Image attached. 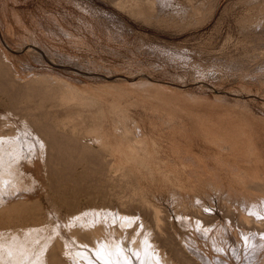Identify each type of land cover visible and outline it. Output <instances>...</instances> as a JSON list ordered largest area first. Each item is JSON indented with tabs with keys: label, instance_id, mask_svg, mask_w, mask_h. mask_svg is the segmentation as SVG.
Returning <instances> with one entry per match:
<instances>
[{
	"label": "rangeland",
	"instance_id": "obj_1",
	"mask_svg": "<svg viewBox=\"0 0 264 264\" xmlns=\"http://www.w3.org/2000/svg\"><path fill=\"white\" fill-rule=\"evenodd\" d=\"M0 66L2 168L38 163L4 264L89 252L84 227L127 264H264V0H0Z\"/></svg>",
	"mask_w": 264,
	"mask_h": 264
},
{
	"label": "bare ground",
	"instance_id": "obj_2",
	"mask_svg": "<svg viewBox=\"0 0 264 264\" xmlns=\"http://www.w3.org/2000/svg\"><path fill=\"white\" fill-rule=\"evenodd\" d=\"M1 67V66H0ZM1 73V72H0ZM5 72H3V74H0V86H1V88H6V86L7 85H9L10 83H11V80L13 79V77L15 76V75H11V74H4ZM28 79V78H27ZM14 81V80H13ZM9 83V84H8ZM15 83H17L16 81H15ZM18 84H20V83H18ZM18 84H15V85H18ZM20 87V86H19ZM7 88H8V86H7ZM5 93V92H4ZM33 94V93H32ZM74 93H70L69 95H73ZM34 95V94H33ZM65 98V97H64ZM82 104V103H81ZM85 104V103H84ZM65 111V110H64ZM64 111H63V113H64ZM71 112L73 113V111L71 110ZM59 113V112H58ZM69 113H70V111H69ZM75 113V112H74ZM82 113V112H81ZM76 115V114H75ZM86 116V115H85ZM75 117V116H74ZM27 120V119H26ZM77 121V120H76ZM82 122H84V121H82ZM89 122V121H88ZM75 123V122H74ZM77 123V122H76ZM78 123H80V122H78ZM71 124V123H70ZM82 124V123H81ZM6 124H1L0 126H2V127H4ZM7 125H9V124H7ZM76 125V124H75ZM53 126V128L55 129V130H57L58 131V128L60 127H58V125H52ZM77 126V125H76ZM75 126V127H76ZM75 127H72V129H71V132H73V133H77L78 131H80L81 129H76ZM85 127V126H84ZM10 128H12V126L10 127ZM70 128V127H69ZM2 130H1V128H0V141H1V139H4V136H3V134L5 133V132H1ZM31 131V130H30ZM57 131H55L56 133H57ZM9 132L10 133H15L16 132V130H9ZM9 133V134H10ZM17 133H18V131H17ZM20 134V133H19ZM25 134V133H24ZM37 134V133H36ZM39 135H43L41 132H39ZM3 136V137H2ZM18 136V135H17ZM20 136V135H19ZM19 136H18V138H19ZM42 137H44V138H47L45 135L44 136H42ZM61 137V136H60ZM69 137V136H68ZM75 139H76V141H78V139L79 138H76L75 137ZM6 140H7V138H6ZM58 140V138L57 139H55L54 141L55 142H58L57 141ZM10 141V140H9ZM36 144H37V147H39V149H41L40 151L42 152V151H44V152H42V153H38L39 155H40V158H41V161H42V163H43V166L45 167V168H49L48 166H50L51 165V162H52V160H50V159H48L49 161H47V159L45 158V156H47L46 154H47V147H46V143H41L39 140H37L36 139ZM52 141V140H51ZM80 142H81V140H79ZM246 141V140H245ZM7 142H8V140H7ZM18 142V141H17ZM29 142H31V141H29ZM29 142H27L26 144H25V146L24 147H27V148H29V149H31V147H32V143H29ZM35 143V142H34ZM59 143H60V141H59ZM59 143H58V145H59ZM18 144H19V142H18ZM16 144L14 143H12L11 144V146L13 147V148H16V146H15ZM238 145V144H237ZM245 145H247V144H245ZM250 145V144H249ZM1 146V145H0ZM4 146H5V144H4ZM9 147V146H8ZM7 146H6V148H8ZM60 147V146H59ZM5 148V149H6ZM23 148V147H22ZM33 148V147H32ZM61 148V147H60ZM251 148V147H250ZM249 148V149H250ZM11 149V148H10ZM247 149H248V147H247ZM9 150V149H8ZM14 150V149H13ZM33 150V149H32ZM31 150V151H32ZM5 151V150H4ZM3 151V148H0V154H1V152L3 153L4 152ZM11 151V150H10ZM15 151H16V149H15ZM21 152V151H20ZM7 153V152H6ZM9 153H11V152H9ZM16 153V152H15ZM19 152H17V154H18ZM48 153H49V151H48ZM4 154V153H3ZM37 154V155H38ZM52 154V153H51ZM61 154H62V152H61ZM7 155V154H6ZM9 155V154H8ZM17 156V155H16ZM7 157V156H6ZM9 158V157H8ZM27 158V160L25 161L26 162V166H30V170H32V171H34V169L37 167V165H38V163H37V161H34L33 160V158H32V160L30 159V158H28V157H26ZM64 158V157H63ZM60 159H62L61 157H60ZM7 160V159H6ZM19 160V159H18ZM11 161V160H10ZM15 161V160H14ZM71 161V160H70ZM22 162V161H21ZM6 162H5V159H2L1 157H0V198H8L9 199V202H4L3 204H1L0 205V217L1 216H4L5 218H8V217H10V215L11 214H13V213H16V212H19V211H21V210H23L24 208H26L27 207V205H28V203H29V198H30V188H28L29 186L26 184V182L27 181H33V176H32V174H27V169L26 168H28V167H26V166H24L23 168L22 167H20V169H18L15 173H16V176L13 178V176H11V177H9V176H7V174L4 172V169L2 168L3 166H4V164H5ZM15 163V162H14ZM13 164V163H12ZM7 165V164H6ZM14 165V164H13ZM9 166V165H8ZM8 166H7V168L6 169H8ZM9 167H11V166H9ZM12 168V167H11ZM18 168V167H17ZM5 169V170H6ZM9 170V169H8ZM7 170V171H8ZM2 171V172H1ZM9 171H11V170H9ZM48 171V170H47ZM29 179V180H28ZM35 180V179H34ZM35 182V181H34ZM33 182V183H34ZM8 184V185H7ZM123 186V185H122ZM39 187V186H38ZM119 193V192H118ZM1 200V199H0ZM146 205V204H145ZM148 209V208H147ZM152 213H154V211L152 212ZM85 214V213H84ZM158 214H159V212H158ZM102 216V215H101ZM160 216V215H159ZM125 217V216H124ZM141 217V216H140ZM13 218V217H12ZM75 218V217H74ZM90 218V217H89ZM87 219V218H86ZM153 219V218H152ZM80 220V219H79ZM155 221H157V220H155ZM2 223H4V222H2ZM79 223V222H78ZM156 224H157V222H155ZM146 224V223H145ZM29 225V224H28ZM37 226V225H36ZM83 227V226H82ZM22 228H24V227H22ZM36 228V227H35ZM80 228V227H79ZM25 229V228H24ZM142 229V228H141ZM144 229H145V227H144ZM35 229H34V227L32 228V229H27V230H25V233H28V235L30 234V235H32L31 233H29V231L30 232H32V231H34ZM80 230H84L87 234L89 233V234H91L92 236V238H88L87 236H85V235H83V234H81V233H78L79 232V229H76V230H74L73 232H72V236H73V239L77 242V244H79V246H81V244L82 245H85V242H87V241H90V240H92V242H94V243H96V244H98V246L96 247V248H92V247H88V250H89V252L90 253H93V254H95V255H103L104 256V262H105V264H115L114 262H116V264H121V262L119 261V256L122 258L121 259V261L124 263V264H127L128 263V256H130V255H128L129 254V252L127 251V248H125V249H121L120 251V253H119V256H118V258L116 257V256H114L115 255V252H111V248L110 249H105V248H103V247H101V246H99V240H100V237H101V230H98V229H95V228H87V227H84V229H80ZM136 230V229H135ZM4 231V230H3ZM27 231V232H26ZM146 231V234H147V230H145ZM144 231V232H145ZM36 232V231H35ZM143 232V231H142ZM32 233H34V232H32ZM134 233H135V231H134ZM34 234H36V233H34ZM33 234V235H34ZM32 235V236H33ZM135 234H133V236H134ZM142 235V234H141ZM31 236V237H32ZM35 236V235H34ZM133 236L132 237H129V238H131V239H133ZM36 237V236H35ZM143 238H145V237H143ZM138 239V238H137ZM141 239V238H140ZM153 239V238H152ZM23 240V239H22ZM106 240V239H105ZM145 240V239H144ZM146 240H147V237H146ZM41 241V240H40ZM107 241V240H106ZM110 240H108L107 241V245H108V242H109ZM150 241V240H149ZM13 242V241H12ZM23 242H26V240L25 241H23ZM15 243V242H14ZM31 242H29V244H30ZM101 243V242H100ZM103 243V242H102ZM109 243H111V242H109ZM116 243V242H115ZM130 243H132L131 241H129V244ZM8 244H10V243H8ZM12 244V243H11ZM37 244V243H36ZM44 244V243H43ZM104 244V243H103ZM139 244H141V243H139ZM138 244V245H139ZM149 244H150V242H149ZM6 245V244H5ZM15 245V244H14ZM14 245L12 244V247L11 248H13L14 247ZM31 245V244H30ZM38 245V244H37ZM100 245H102V244H100ZM105 246H106V244H104ZM113 245H116V244H114L113 243ZM112 244H111V246H113ZM133 245H135L134 243H133ZM145 244H143V246H144ZM2 246V245H1ZM10 246V245H9ZM39 246V245H38ZM117 246V245H116ZM125 246V245H124ZM129 246V245H128ZM149 246V245H148ZM3 247H4V245H3ZM2 247V248H3ZM30 248L32 247V246H29ZM41 247V246H40ZM83 247V246H82ZM6 248V247H5ZM4 248V249H5ZM10 248V249H11ZM17 248H19V246L17 247ZM136 247H134V251L137 253L136 255L138 256V254H140V249L141 248H139V249H135ZM32 249V248H31ZM81 249V248H80ZM116 249H117V247H116ZM148 249H151V247L150 248H148ZM5 250H7V249H5ZM18 250V249H17ZM21 249H19V252L21 253V251H20ZM38 250V249H37ZM115 250V249H114ZM123 250V251H122ZM142 250V249H141ZM151 250H153V258H155V260H157V252H156V249H151ZM8 251V250H7ZM6 251V252H7ZM26 251H27V248H26ZM39 251V250H38ZM42 251H44V250H42ZM79 251H81V250H74L73 252L74 253H69V252H66V253H60V254H57V255H49V254H47V253H44L45 255H44V258H43V260L40 262L38 259V262H40V263H38V264H83L82 262L81 263H79V261L78 260H86L87 259V257H89L88 255H89V252L88 251H86L85 253H80ZM132 252H133V250H131ZM19 252H17L16 254H19ZM88 252V253H87ZM103 252V253H102ZM104 252H105V255H104ZM24 253V251H22V253H21V255H24L23 254ZM25 253H27V252H25ZM149 253V252H148ZM5 254V255H4ZM9 254H10V251H9ZM42 255L43 253H39V255ZM222 254V253H221ZM7 255V253H5V252H3L2 251V254H1V256L4 258V260H2V259H0V260H2L1 262H0V264H4V262L3 261H7V260H5L6 259V256ZM26 255V254H25ZM24 255V256H25ZM41 255H40V257H41ZM91 255V254H90ZM142 255H144V254H142ZM8 256V255H7ZM28 256V255H27ZM92 257H94V258H97V257H95V256H92ZM92 257H91V259H92ZM1 258V257H0ZM29 258V257H28ZM41 258V259H42ZM71 258H77V261L75 262V263H73V262H71ZM141 258H142V256H141ZM152 258V259H153ZM14 259H16L15 257L12 259V260H14ZM21 259V258H20ZM68 259V260H67ZM133 259V258H132ZM136 259V258H135ZM18 260H19V258H18ZM49 260V261H48ZM63 260V261H62ZM100 260V259H99ZM131 260V259H130ZM134 260V259H133ZM253 260V259H252ZM95 261V260H94ZM103 261V260H102ZM11 262H13V261H11ZM18 262V261H17ZM19 262H20V260H19ZM85 263H87V264H92V263H90L89 261H88V259L86 260V261H84ZM96 263V262H95ZM95 263H93V264H95ZM142 263V262H141ZM156 263H157V261H156ZM17 264H19V263H17ZM98 264V263H97ZM139 264H140V262H139ZM204 264V263H203ZM248 264V263H247Z\"/></svg>",
	"mask_w": 264,
	"mask_h": 264
},
{
	"label": "crops",
	"instance_id": "obj_3",
	"mask_svg": "<svg viewBox=\"0 0 264 264\" xmlns=\"http://www.w3.org/2000/svg\"><path fill=\"white\" fill-rule=\"evenodd\" d=\"M92 122H94V119L92 120ZM48 130V129H47ZM51 130H53V132L52 133H55V130L53 129V128H51ZM95 131V130H94ZM49 135V132H45V136L47 137ZM49 138H52V141H51V143H52V145L53 146H55V148H57L58 149V144H57V142H55L54 141V138H56L53 134L49 137ZM64 161V160H63ZM53 162V161H52ZM52 162H51V164H52ZM68 163V161H66V159H65V161H64V163ZM72 162V161H71ZM69 163H70V161H69Z\"/></svg>",
	"mask_w": 264,
	"mask_h": 264
}]
</instances>
